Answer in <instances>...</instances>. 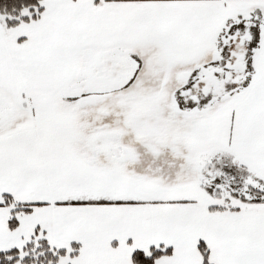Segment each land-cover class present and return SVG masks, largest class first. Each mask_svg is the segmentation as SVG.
I'll list each match as a JSON object with an SVG mask.
<instances>
[{"label": "snow or ice", "instance_id": "obj_1", "mask_svg": "<svg viewBox=\"0 0 264 264\" xmlns=\"http://www.w3.org/2000/svg\"><path fill=\"white\" fill-rule=\"evenodd\" d=\"M0 264H264V0H0Z\"/></svg>", "mask_w": 264, "mask_h": 264}]
</instances>
